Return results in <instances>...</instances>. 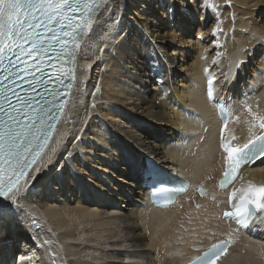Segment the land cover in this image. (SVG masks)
<instances>
[{
    "label": "bare ground",
    "instance_id": "bare-ground-1",
    "mask_svg": "<svg viewBox=\"0 0 264 264\" xmlns=\"http://www.w3.org/2000/svg\"><path fill=\"white\" fill-rule=\"evenodd\" d=\"M170 1L176 15L161 11L158 20L156 0H108L96 10L95 28L76 56L73 87L49 145L20 191L0 201V264H184L195 255L191 245L210 242L204 234L208 229L216 233L211 241L233 238L227 264L235 252L243 264H264V222L246 235L233 234L221 222L216 203L201 201L199 211L187 205L160 211L139 187L147 156L188 178L193 188L214 189L223 161L218 103L231 117L224 137L235 146L262 132L246 105L264 115V0H235L239 14H232V8L228 12L231 32L221 41L214 33L202 38V44L214 40L210 47L191 43L192 37L203 36L196 13H204L208 0ZM118 21L122 27L114 25ZM134 30L138 38L146 36L143 45ZM100 41L103 48L97 50ZM243 46L241 58L247 61L230 81L224 72L226 54L239 55ZM209 49L214 68L204 71L199 56ZM212 77L229 101L213 93L214 102L207 99ZM86 92L92 93L85 109L92 115L81 133L87 139L81 135L78 147L69 138L80 132ZM249 183L264 185V159L240 173L236 188ZM197 227L200 240L193 239ZM244 240L251 243L239 251Z\"/></svg>",
    "mask_w": 264,
    "mask_h": 264
},
{
    "label": "snow or ice",
    "instance_id": "snow-or-ice-1",
    "mask_svg": "<svg viewBox=\"0 0 264 264\" xmlns=\"http://www.w3.org/2000/svg\"><path fill=\"white\" fill-rule=\"evenodd\" d=\"M107 3L108 0H0V197L11 199L20 191L21 179L47 147L65 107L64 102L57 106L45 101L58 107V112L43 105L33 109L34 97L21 95L17 89L23 88L25 82L32 90L45 83L35 75L43 71L41 62L45 56L49 64L60 61L70 65L56 76L57 80L63 83V78H74L76 56L93 32L95 12ZM29 76L32 80L26 79ZM212 83L210 79V97ZM52 95L55 100L60 93L52 90ZM246 107L259 128L264 129V115L253 112L250 105ZM45 116L53 122L45 124ZM222 146L227 153L221 182L225 188L237 179L243 164L264 156V135L255 136L240 147L230 143ZM229 201L234 211H226L224 216L236 218L247 228L257 213H264V186L249 183L247 188H236ZM227 248L225 242L213 245L195 264H214L227 253Z\"/></svg>",
    "mask_w": 264,
    "mask_h": 264
},
{
    "label": "rangeland",
    "instance_id": "rangeland-1",
    "mask_svg": "<svg viewBox=\"0 0 264 264\" xmlns=\"http://www.w3.org/2000/svg\"><path fill=\"white\" fill-rule=\"evenodd\" d=\"M160 0H156V2H155V4L156 5H158V7H159V13H158V15H157V20L159 19V14L161 13V11H169V14L170 15H173V16H175L176 15V13H171V9H172V4H173V2L172 1H170V0H164L162 3H160L159 2ZM178 1V0H177ZM159 4L161 5V6H159ZM234 4H239V3H237L235 0H208V3H207V5H210V6H208V7H206V9H205V11H204V13H202L201 14V12H197L196 13V15H197V17L199 18V21L201 22V26L200 27H198L199 29H200V32L203 34V36H201V37H197V36H194V37H192V39H191V43H195L196 41H199V43L202 45V46H205V47H210L211 45H212V43H213V41L214 40H212V42H209L208 44H202V38H206V40L208 39V38H210L211 37V34L212 33H214L215 34V38H217V41H221V37H222V35L223 34H226L227 32L229 33V32H231V30H230V26H229V22H230V18H228V12H230V8H232V14H236V16L239 14L238 13V10L236 9V6H234ZM111 5V4H110ZM110 5H107V9L106 8H103V10L104 9H106L107 11H105V12H107V13H105L106 15L109 13V11H110V9H111V6ZM241 6V5H240ZM176 7V6H175ZM110 8V9H109ZM109 9V10H108ZM106 15H104L103 17H105ZM235 16H232V19L234 18ZM244 18V20H246L247 21V16L246 17H243ZM120 20V19H119ZM224 20V21H223ZM101 22L102 21H104V19H101L100 20ZM98 22V24H97V26L99 25V24H102L101 22ZM120 21H118L117 22V24H114V25H120V27H122V25L123 24H120L119 23ZM221 22V23H220ZM119 23V24H118ZM109 23L108 22H105V25L104 26H107ZM100 26V25H99ZM103 26V27H104ZM116 27V26H115ZM189 27H190V29H193V26L192 25H189ZM93 28H95V25H94V27ZM120 31L119 32H121V37L124 35V33H123V29H119ZM194 32V34L193 35H196V33H197V30L196 31H193ZM219 34V38L217 37V35ZM92 35V34H91ZM91 35H90V37H91ZM138 36H140V33H139V31H137L136 32V30H134V35H133V37L135 38H137V40H138V42L139 43H141L142 45L145 43V41H147V38H146V36H141V39L140 38H138ZM184 36H185V38L187 39V40H189L190 41V39H189V37L187 36V34H184ZM90 37H88L87 38V40H89V38ZM119 37H120V35H119ZM225 37V36H224ZM132 38V37H131ZM131 38H129V39H131ZM191 38V37H190ZM231 39H232V37H230ZM115 42H114V44H112V46L113 45H115V43H117V41L118 40H114ZM102 44V42L100 41V44H99V46L97 45V50H98V47H102L103 48V46H100ZM112 46L110 47V48H112ZM245 48H246V46H243L239 51H240V54L239 55H235L234 54V52L232 53V54H226V57H228V59H225V66L227 67L226 68V70L224 71V72H226L227 73V76H226V78H228L230 81H232L234 78H235V76H236V72H237V70L239 69V67L241 66V64L243 63V61H247L246 60V58H241L243 55H244V52H245ZM257 48V47H256ZM101 50H103V49H101ZM263 51V49L261 50V52ZM81 49L79 50V52L77 53V55H78V57H79V54H80V56H81ZM102 53H103V51H102ZM213 51L212 50H207L206 51V54H204V53H201L200 54V56H202V59H200V56H199V61L201 62V67L202 66H204V67H202V70H204V71H206V70H212L214 67H212L213 66V63H210V62H212V55H213ZM103 54H105V53H103ZM202 54H204V55H202ZM105 56H106V54H105ZM104 55H103V57H105ZM238 57H239V60H238ZM263 56H261L258 60H260L261 58H262ZM80 59H82V57L80 58ZM80 59H78V61H81ZM202 60H205V61H202ZM80 63H82V61L80 62ZM208 64H210V65H208ZM245 65H247L246 63H245ZM206 66H208V67H206ZM81 67H83L82 65H81ZM250 67V66H249ZM251 68H252V66H251ZM239 72V71H238ZM237 74H239V73H237ZM211 75V74H210ZM263 77H264V75H263ZM211 80H212V86H213V94L215 95V97L217 98V99H221V100H225V101H229L228 100V98H225L226 96H225V94H224V92H222V90H221V88H219V87H221L219 84H218V82L216 81V79L214 78V77H212L211 78ZM203 86H204V93H205V95H206V87H207V82H203ZM85 88V87H84ZM84 88H83V90H84ZM83 92V91H82ZM87 94H89V93H85V95L84 96H86V98H85V100H84V105H86V106H84L83 105V110H84V114H83V116L81 117V123L82 124H80L79 123V130H80V132L78 131V133L76 134V135H72V138L70 139L69 138V140H71V141H73V143L75 144V146H78V147H80L81 145H82V143H77V141L82 137L83 139H85L84 138V135H82L83 133H84V131L83 130H85L84 128L86 127V125H87V121L90 119V117H91V115H89V114H87L88 112L85 110L86 108H87V101H88V97H90L91 95H92V93H91V95H87ZM87 100V101H86ZM86 103V104H85ZM231 105H232V107H235V104H234V102H232L231 104H230V102H229V106L231 107ZM233 109V108H232ZM86 112V113H85ZM232 112V111H231ZM233 113V112H232ZM234 114V113H233ZM85 115V116H84ZM235 115V114H234ZM85 118H86V120H85ZM83 119V120H82ZM107 121V123L109 124L110 122H111V120H106ZM100 123V122H99ZM103 125H105L106 126V124L105 123H103ZM82 126H83V128H82ZM82 128V129H81ZM77 129V130H78ZM110 130V129H109ZM82 133V134H81ZM82 135V136H81ZM112 136H113V134H111ZM75 137V138H74ZM80 137V138H79ZM87 139V138H86ZM231 139V138H230ZM71 143V142H70ZM78 153V152H77ZM72 156L74 155L73 153L71 154ZM77 154L75 153V156H76ZM58 156V155H57ZM74 156V157H75ZM75 159V158H74ZM101 170V169H100ZM71 171V170H70ZM107 172V171H106ZM108 173V172H107ZM74 175H75V173H74ZM117 175H118V173H117ZM109 175H107V177H108ZM40 195V192L38 193V196ZM18 206H21L20 204L18 205ZM122 208V210H123V207H121ZM34 209V208H33ZM35 213V212H34ZM36 225V224H35ZM38 231V230H37ZM11 240H13V237L9 240V241H11ZM240 243V242H239ZM251 242L249 241V240H244L243 242H242V244H240V245H238L237 247H239L238 248V250L239 251H242V250H244V248L246 247H248L249 246V244H250ZM237 250V251H238ZM24 256H28V257H30L29 256V254H28V251H24L23 253H22ZM238 254V255H237ZM234 257V259H233V261L234 262H232V264L234 263V264H239L240 263V261L242 260V264H243V259L241 258V256H239V252H235V255H233L232 256V258ZM30 260H32V257L30 258Z\"/></svg>",
    "mask_w": 264,
    "mask_h": 264
}]
</instances>
